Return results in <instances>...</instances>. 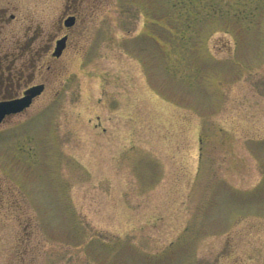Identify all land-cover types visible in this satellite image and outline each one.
Wrapping results in <instances>:
<instances>
[{"label": "rangeland", "instance_id": "obj_1", "mask_svg": "<svg viewBox=\"0 0 264 264\" xmlns=\"http://www.w3.org/2000/svg\"><path fill=\"white\" fill-rule=\"evenodd\" d=\"M0 7V264H264V0Z\"/></svg>", "mask_w": 264, "mask_h": 264}, {"label": "flooded vegetation", "instance_id": "obj_2", "mask_svg": "<svg viewBox=\"0 0 264 264\" xmlns=\"http://www.w3.org/2000/svg\"><path fill=\"white\" fill-rule=\"evenodd\" d=\"M70 16H74L75 18H74V24H75V22H76V19H77V15L75 14V13H69V14H67V16H65L64 18H63V23H62V25H61V29H63L64 30V28H65V32H63V34H61L60 36H58V37H56L55 38V45H54V48H55V46H56V43H57V41L60 39V38H62L63 36H65V35H67L68 36V39H67V43H68V40H69V33H68V31H67V28H69V26H67L66 25V23H65V20L68 18V17H70ZM16 19V15H14V14H10L9 15V19H6V17H5V10H4V8H2V7H0V37H2V28H3V24L4 23H11L12 21H14ZM73 24V25H74ZM72 25V26H73ZM72 26H70V27H72ZM63 27V28H62ZM2 46H3V42L1 41V39H0V52H1V50H2ZM54 48H53V50H54ZM53 50H52V55H53ZM53 57H55V56H53ZM55 58H58V57H55ZM39 83H43L44 84V88H43V91H42V93L44 92V90H45V88H46V85H45V83L44 82H39ZM36 84H38V83H31V84H28V81H21V79H19V78H16V77H11V78H9V77H7V78H3V77H0V101H6V100H12V99H17V98H21V97H23V96H25L26 95V91L30 88V87H32V86H34V85H36ZM41 93V94H42ZM40 94V95H41ZM40 95H38V96H40ZM38 96H35V97H33L32 98V101H31V103H30V105L29 106H27V107H25L22 111H19V112H17V113H12V114H7L3 119H2V121L0 122V131H2L3 133L5 132V131H11V129H13V128H16V127H18V132H16V134H18L19 133V135H20V137H21V139H20V137H18V135H17V140H16V144L15 145H17L18 144V147H17V150H18V152H21V153H23V154H32V146H31V144H29V147L28 148H25V146L24 147H22L21 145L23 144V145H26V143L27 142H24V141H22L23 139L25 140V139H30V140H32V135H34L32 132H30V131H27L26 129H22L24 126L23 125H27L30 121H31V119H33L32 118V116L31 117H29V118H27L26 120H24L20 125H18V126H13V127H2V125L3 124H5V123H8L9 121H10V119L11 118H13V117H15V116H19V115H22L23 113H25L28 109H30L33 105H34V103H35V101H36V99H37V97ZM23 126V127H22ZM20 129H22V130H20ZM20 139V140H19ZM18 141H20L19 143H18Z\"/></svg>", "mask_w": 264, "mask_h": 264}, {"label": "water", "instance_id": "obj_3", "mask_svg": "<svg viewBox=\"0 0 264 264\" xmlns=\"http://www.w3.org/2000/svg\"><path fill=\"white\" fill-rule=\"evenodd\" d=\"M74 16H70L65 20L67 26H71L74 24ZM67 35L62 37L57 41V45L54 51L55 56H60L62 54L63 49L66 47ZM44 88V84H37L30 87L26 91V95L12 100L0 101V122L2 119L11 113H16L23 110L25 107L29 106L32 98L39 95Z\"/></svg>", "mask_w": 264, "mask_h": 264}]
</instances>
